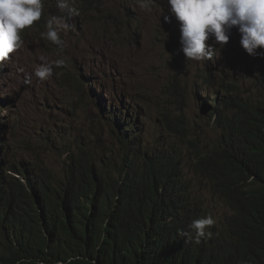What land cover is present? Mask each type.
I'll return each instance as SVG.
<instances>
[{
    "label": "trees",
    "instance_id": "16d2710c",
    "mask_svg": "<svg viewBox=\"0 0 264 264\" xmlns=\"http://www.w3.org/2000/svg\"><path fill=\"white\" fill-rule=\"evenodd\" d=\"M41 19L43 30L49 18ZM214 86L221 93L203 105L220 135L207 150L188 141L193 160L178 145L187 131L181 115H163L177 138L152 150L113 111L119 157L99 160L94 143L76 141L61 176L0 141V264H264V70L254 98L239 96L235 82ZM190 168L231 210L213 215V235L199 244L184 235L209 215L189 202Z\"/></svg>",
    "mask_w": 264,
    "mask_h": 264
},
{
    "label": "rangeland",
    "instance_id": "374dc122",
    "mask_svg": "<svg viewBox=\"0 0 264 264\" xmlns=\"http://www.w3.org/2000/svg\"><path fill=\"white\" fill-rule=\"evenodd\" d=\"M84 1L70 0L79 15H69L58 9L56 0H43L42 13L64 18L58 28L62 49L42 37L46 28L34 24L21 32V47L0 62V141H8L10 151L28 163L61 176L67 146L89 140L99 160L118 158L109 119L115 107L129 109L119 121L142 127L152 150L177 138L163 115L183 116L187 131L179 140L185 146L179 140L178 145L193 160L188 141L207 150L220 135L195 94L198 87L203 98L212 100L214 88L200 83L202 79L235 82L243 98L258 94L264 62L241 47L235 27L223 48L212 43L211 60L196 62L180 51L179 23L167 0H157L151 12L141 11L136 0H92L91 9L84 11ZM57 59L65 64L56 67ZM45 64L53 65L52 73L40 79L35 73ZM188 178H195L194 191L208 202V213L222 218L230 214L204 180L191 171Z\"/></svg>",
    "mask_w": 264,
    "mask_h": 264
},
{
    "label": "clouds",
    "instance_id": "9594fccd",
    "mask_svg": "<svg viewBox=\"0 0 264 264\" xmlns=\"http://www.w3.org/2000/svg\"><path fill=\"white\" fill-rule=\"evenodd\" d=\"M156 3L157 0H136L137 7L143 12H151ZM167 3L171 15L179 23L180 51L187 60L196 62L211 60L215 54L212 43L223 48L229 42L230 32L234 27L240 34L239 42L246 53L251 57L264 59V0H167ZM56 5L58 9L65 10L69 15H79L78 10L71 6L70 0H56ZM43 7V0H0V62L7 60L15 50L21 47L23 43L21 32L24 29L30 28L35 23L42 26ZM81 7L84 11L91 9V5L84 6V2ZM67 18L69 17H66V20ZM63 19L53 16L46 23L47 31L41 33L42 37L61 49L64 45L58 28L64 26ZM165 20L169 21L170 17H165ZM64 64V59H57L54 62L56 67ZM52 68L53 65H41L35 74L40 79H45L51 75ZM200 83L212 84L214 88L212 100H210L209 97L203 98L197 87V91L202 97H197L201 101L202 113L207 115L211 112V107L203 105V99H208L210 104L215 101L213 96H216L215 94L220 91L214 84L220 85L221 80L203 78ZM124 109L125 112L129 110L126 107ZM112 110L116 111L117 114L120 112L119 116L125 113L121 112L123 110L118 111L117 107L112 108ZM105 119H107L106 116ZM137 127L140 129L138 135L141 137L144 146L146 142L143 138L142 127ZM192 170L194 169H186L184 174V180L194 192L192 198H189V202L192 208L198 209V205H200L203 212L208 213V202L202 198L200 193L194 191L195 178H188L190 171L195 177L200 178ZM210 193L213 194L211 190ZM228 210L231 214V210ZM208 214V216L191 222L190 231L184 234L188 240L199 244L202 239L208 240L212 237L213 233L210 229L216 221L213 214Z\"/></svg>",
    "mask_w": 264,
    "mask_h": 264
},
{
    "label": "bare ground",
    "instance_id": "6f19581e",
    "mask_svg": "<svg viewBox=\"0 0 264 264\" xmlns=\"http://www.w3.org/2000/svg\"><path fill=\"white\" fill-rule=\"evenodd\" d=\"M228 126V125H227ZM236 131V130H235ZM261 132V131H260ZM243 139V138H242ZM251 139V138H250ZM143 175V174H142ZM169 178V177H168ZM241 179V178H240ZM37 227V226H36ZM236 227V226H235ZM39 228V227H38ZM237 230V229H236ZM43 231V230H42ZM251 236V235H250Z\"/></svg>",
    "mask_w": 264,
    "mask_h": 264
}]
</instances>
